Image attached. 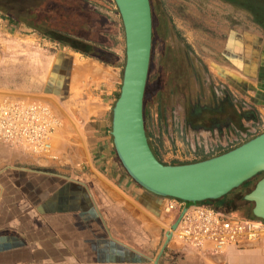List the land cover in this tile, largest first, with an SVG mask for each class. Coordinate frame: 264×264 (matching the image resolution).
<instances>
[{
  "label": "crops",
  "instance_id": "obj_1",
  "mask_svg": "<svg viewBox=\"0 0 264 264\" xmlns=\"http://www.w3.org/2000/svg\"><path fill=\"white\" fill-rule=\"evenodd\" d=\"M156 2V16L168 19L162 1ZM190 3L203 9L201 32L194 37L199 50L191 46L192 53L225 74L209 90L212 97L198 96V107L207 109L198 119L189 124L187 113L171 115V127L195 139L187 151L194 158L186 163L217 156L264 131L255 132L257 108L236 97L243 89L254 92L255 103L264 108V0ZM107 14L99 11L98 21L82 30L86 37L79 39L80 49L64 46L50 67L47 90L44 83L28 91L20 88V100L44 103L48 96L60 126L51 138L55 159L0 142V264H264V238L249 249L221 253L168 242L173 218L162 211L166 197L139 187L120 166L110 120L120 86L122 65L115 44L122 27L117 12L116 18ZM194 16L192 23H197ZM164 34L162 29L157 59ZM156 96L145 105L142 100L144 132L147 126L156 132V122L158 127L162 121L169 124ZM211 119L232 126L210 137L198 135L195 122Z\"/></svg>",
  "mask_w": 264,
  "mask_h": 264
},
{
  "label": "rangeland",
  "instance_id": "obj_2",
  "mask_svg": "<svg viewBox=\"0 0 264 264\" xmlns=\"http://www.w3.org/2000/svg\"><path fill=\"white\" fill-rule=\"evenodd\" d=\"M156 1L151 0L153 7L151 31L152 50L150 51L143 100L145 105L151 100L153 94L157 95V102L168 115L166 116L164 113L163 118H166L169 124L165 125L162 121L161 123L163 125L158 127V122H156L154 127L158 128V130L153 132V128L150 130L147 126L145 134L147 136V143L161 163L167 165L182 164L193 160V155H189L187 151L189 144L195 141V139H191L186 131L182 130V132H179L174 127H171V115L178 116L179 113L181 117H185L188 108L187 101H192V92L196 90L202 91L204 89L208 91L209 88L206 86L208 81L211 83L210 86L217 87L220 85V82L223 81L222 76L225 74L222 71L225 69H218L211 65L206 58L200 57L198 53L196 55L192 53L191 46L193 50H199L198 43L194 40V37L201 32L200 18L203 9L201 10L200 3L195 5L190 3L191 0H161V8L164 10L165 16L168 17V19L161 20L156 16L158 13V3ZM88 4L89 9L96 11L97 14L100 11V14L103 15L104 12H107L109 16H112V14L115 15V18L117 16L116 10H114L115 8H112L114 5L111 0H90ZM98 9L99 11H97ZM192 14L196 16L194 18L195 21L198 20L197 23H192ZM63 21L62 18H51L50 26H47V23L44 22V33L46 34L48 31L46 27L58 31ZM75 21L78 22V15L76 12H72L71 18L65 19V23L67 22L65 27L68 29V25L70 27L71 22L74 23ZM161 28L165 33L163 36L164 47L162 49V56L160 55L157 59L155 56L157 50L155 48L161 41ZM176 45L187 53L188 59H195V62L192 60L194 62L193 65H186L182 55L180 56L175 53ZM65 51L66 48L60 43L43 36L32 28L20 23H8L0 12V101L2 99L20 100L19 95L23 92L20 88H26L28 91L44 83V90H47V83L49 76H51L49 75L50 67L52 65L54 66L57 58ZM115 51L120 55V64L123 66V34L121 28L118 31ZM121 70L119 72L120 79ZM176 70H185L187 75L185 78L182 76L181 78L178 76ZM241 92L240 97H236L240 101L247 103L249 107H256L258 115L260 116L259 124L255 132L263 130L264 116L262 113L264 108L257 106L255 103V98L252 97L255 96L254 92L247 93L244 89ZM48 99V96L44 95V104L48 105ZM20 101L27 103L41 102ZM54 107L62 108L61 104H56ZM56 119L58 126L55 130L60 126V120L58 118ZM166 127L169 128L166 129ZM52 151L51 143L50 155L52 158L48 159H55ZM258 178L259 176L252 180L256 181ZM243 189L247 191L249 188L245 186ZM249 248L251 247L245 249Z\"/></svg>",
  "mask_w": 264,
  "mask_h": 264
},
{
  "label": "water",
  "instance_id": "obj_3",
  "mask_svg": "<svg viewBox=\"0 0 264 264\" xmlns=\"http://www.w3.org/2000/svg\"><path fill=\"white\" fill-rule=\"evenodd\" d=\"M111 1L122 27L124 60L118 96L111 108L110 137L122 169L145 191L184 202L219 199L259 176L241 200L251 204L254 218L264 220V131L201 161L167 165L153 156L142 118L151 45L149 1Z\"/></svg>",
  "mask_w": 264,
  "mask_h": 264
},
{
  "label": "built area",
  "instance_id": "obj_4",
  "mask_svg": "<svg viewBox=\"0 0 264 264\" xmlns=\"http://www.w3.org/2000/svg\"><path fill=\"white\" fill-rule=\"evenodd\" d=\"M58 121L47 104L0 101V142L28 155L52 158L51 136ZM162 211L173 218L168 242L186 249L221 253L245 249L264 238V220L243 219L198 202L165 198Z\"/></svg>",
  "mask_w": 264,
  "mask_h": 264
},
{
  "label": "trees",
  "instance_id": "obj_5",
  "mask_svg": "<svg viewBox=\"0 0 264 264\" xmlns=\"http://www.w3.org/2000/svg\"><path fill=\"white\" fill-rule=\"evenodd\" d=\"M90 0H0V12L3 14L4 19L8 23H20L26 27L32 28L38 31L43 36H46L54 41H57L62 46H69L76 50L80 49L82 45L79 39L86 37V31L89 24L98 21L96 11L89 9ZM149 1L150 15H151V31H152V2ZM72 12H76L78 15V22H71L68 29L65 27V19H70ZM62 18L63 23L59 27L58 31L46 27V34L44 33V22L47 26H50V19ZM52 30V31H49ZM83 30V31H82ZM87 32V31H86ZM152 48H150V51ZM83 52V51H82ZM150 59V57H149ZM150 61V60H149ZM144 96V92H143ZM143 100V99H142ZM157 160V159H156ZM160 162L159 160H157ZM161 163V162H160ZM185 164V163H182ZM176 165V164H173ZM248 182L242 184L238 188L232 190L225 196L216 200H204L198 202V204L204 205L216 211L231 214L243 219H255L250 211L245 215H237L231 211L225 210L220 206L221 201L226 199L229 195L233 194L238 201L241 200V196L247 191H244V187Z\"/></svg>",
  "mask_w": 264,
  "mask_h": 264
},
{
  "label": "flooded vegetation",
  "instance_id": "obj_6",
  "mask_svg": "<svg viewBox=\"0 0 264 264\" xmlns=\"http://www.w3.org/2000/svg\"><path fill=\"white\" fill-rule=\"evenodd\" d=\"M170 46H172V45H170ZM163 47H164V44L162 45V49H163ZM175 49H176L175 53H177L180 56L182 55L184 63H186V65L187 64H190V65L192 64L193 65V63L195 62V59L193 60V58H192V60L194 62L191 59H188L187 53L185 51L181 50L179 46L176 45ZM177 72H178V76L179 77L182 76V77L185 78V76L187 75V72L185 70H180V71L178 70ZM210 84L211 83L208 81L206 83V86L209 88V90H212V86H210ZM208 91L204 89L202 91H197L196 90V91L192 92V94H193L192 101L191 100L187 101V105H188V108H187V111H186V113H187V123L191 124L193 119H195V118L198 119V114L201 113L200 111L207 110L205 108L198 107L199 106L198 104L200 103V102H198V96H202L203 100H205L206 95L207 96L211 95V97H212L213 94H210ZM199 101H201L200 98H199ZM204 104L206 105L207 102L203 101L202 105H204ZM247 113L248 112H245V114H247ZM195 123H196L195 127H196L197 134L205 136V137H210V136H212L214 134H217L216 132H219V131L224 130V129H228L229 127L232 126L231 124H224L223 125L217 119H211L210 121L207 120V121H203V122H198L197 121ZM148 146H149L153 156L157 159L156 155L152 151V148L150 147L149 144H148ZM254 182H255V180H251V181H249L247 183L246 186H247V188H249L247 191H249L252 188V186L254 185ZM220 206H222V208L225 209V210L231 211L232 213H235V214L241 215V216L247 214V212L250 211V209H251V204L250 203H245V202H242V201H238L236 199V197L233 196V194L229 195L228 197H226V199L222 200Z\"/></svg>",
  "mask_w": 264,
  "mask_h": 264
}]
</instances>
